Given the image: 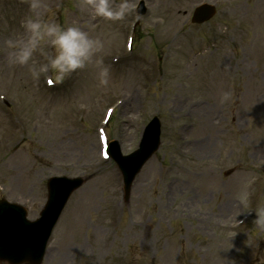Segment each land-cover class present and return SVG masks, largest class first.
Segmentation results:
<instances>
[{
    "label": "rangeland",
    "instance_id": "obj_1",
    "mask_svg": "<svg viewBox=\"0 0 264 264\" xmlns=\"http://www.w3.org/2000/svg\"><path fill=\"white\" fill-rule=\"evenodd\" d=\"M131 3L117 22L94 17L83 0L46 3L43 19L77 25L104 42L99 55L110 68L107 86L89 66L49 88L51 73L35 81L27 67L9 63L5 41L25 38L20 21L29 9L26 0H0V199L23 205L36 220L48 179H88L69 199L43 264H264V230L253 223L264 208V0ZM201 4L218 14L194 25ZM111 106L110 139L125 155L138 149L154 117L162 124L160 149L128 204L115 163L100 157L98 129ZM196 108L211 118L200 133ZM202 161L207 178L197 183L188 168ZM250 180L245 206L237 195Z\"/></svg>",
    "mask_w": 264,
    "mask_h": 264
},
{
    "label": "clouds",
    "instance_id": "obj_2",
    "mask_svg": "<svg viewBox=\"0 0 264 264\" xmlns=\"http://www.w3.org/2000/svg\"><path fill=\"white\" fill-rule=\"evenodd\" d=\"M84 4L91 8L94 17L107 21H123L132 12L134 5L131 0H120L113 4V0H83ZM29 14L21 18L20 27L25 38H8L5 41L9 49V63L13 66L27 67L31 78L38 81L42 74L51 73V80L57 83L63 82L78 70H84L94 66L98 70V79L101 86H107L110 81V68L104 64L99 55L104 48V42L99 38H93L89 32L77 25L63 26L54 21L42 18L43 10L47 8L45 0H26ZM45 45L54 50L50 55L45 50ZM39 53L46 60L44 63L37 61ZM229 93H224L221 102L229 98ZM252 181L242 188L237 199L242 205L247 206ZM253 223L264 230V208H258Z\"/></svg>",
    "mask_w": 264,
    "mask_h": 264
},
{
    "label": "water",
    "instance_id": "obj_3",
    "mask_svg": "<svg viewBox=\"0 0 264 264\" xmlns=\"http://www.w3.org/2000/svg\"><path fill=\"white\" fill-rule=\"evenodd\" d=\"M215 10L203 6L197 10L194 22L204 23L211 19ZM159 124L156 125L155 134L148 141V158L157 151L159 147ZM141 147L140 150H142ZM147 158V159H148ZM146 160L142 159L139 166ZM138 171V170H137ZM84 183L78 179L70 182L53 179L50 183V200L43 212V218L30 224L26 220V211L0 202V262L8 264H41L44 256L45 244L50 236L51 226L54 224L58 213L65 206L71 193ZM65 184L68 190L63 189ZM65 196H62V194ZM61 204L60 207H57ZM60 208V209H59ZM59 211V212H58Z\"/></svg>",
    "mask_w": 264,
    "mask_h": 264
},
{
    "label": "bare ground",
    "instance_id": "obj_4",
    "mask_svg": "<svg viewBox=\"0 0 264 264\" xmlns=\"http://www.w3.org/2000/svg\"><path fill=\"white\" fill-rule=\"evenodd\" d=\"M46 3L52 7H54L55 5L58 4V0H45ZM131 99L132 100H135L136 99V96L135 95H132L131 96ZM175 105H177V103H175ZM200 107V106H199ZM131 110L127 109L126 110V114H128ZM193 121L194 123L197 125L198 127V133L200 132H203L205 130H208L210 129V126H211V118L209 119L207 117V113H206V110L204 108L200 109V111H197V108L195 109V111L193 112ZM178 151H181V153L184 155V156H191L192 158V154H190V152H188L186 149H183V146L180 144V146L178 147ZM199 168L197 169H189L188 168V171L190 172L191 174V179H193V181L197 182V183H204L206 181V174L201 172V168L205 167L206 165V162L202 161V162H197ZM183 171L186 172L187 171V168L184 166L183 167ZM149 177V176H147ZM144 180V178H143ZM142 182H145V181H142ZM143 184V183H142ZM142 187V186H141ZM231 208L229 207V204H225L223 206V212H230Z\"/></svg>",
    "mask_w": 264,
    "mask_h": 264
}]
</instances>
